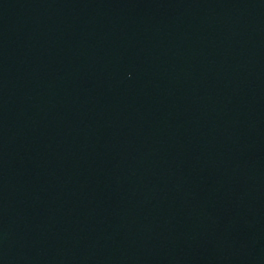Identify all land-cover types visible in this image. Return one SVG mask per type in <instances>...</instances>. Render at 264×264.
Segmentation results:
<instances>
[{
  "label": "water",
  "instance_id": "obj_1",
  "mask_svg": "<svg viewBox=\"0 0 264 264\" xmlns=\"http://www.w3.org/2000/svg\"><path fill=\"white\" fill-rule=\"evenodd\" d=\"M0 264H264V0H0Z\"/></svg>",
  "mask_w": 264,
  "mask_h": 264
}]
</instances>
